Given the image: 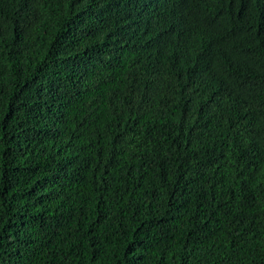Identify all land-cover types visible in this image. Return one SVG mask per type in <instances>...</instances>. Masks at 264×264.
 <instances>
[{
	"label": "trees",
	"instance_id": "trees-1",
	"mask_svg": "<svg viewBox=\"0 0 264 264\" xmlns=\"http://www.w3.org/2000/svg\"><path fill=\"white\" fill-rule=\"evenodd\" d=\"M0 264H264V0H0Z\"/></svg>",
	"mask_w": 264,
	"mask_h": 264
}]
</instances>
